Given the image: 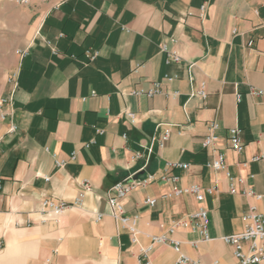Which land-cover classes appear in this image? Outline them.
<instances>
[{
	"label": "crops",
	"instance_id": "obj_1",
	"mask_svg": "<svg viewBox=\"0 0 264 264\" xmlns=\"http://www.w3.org/2000/svg\"><path fill=\"white\" fill-rule=\"evenodd\" d=\"M36 1L16 84L3 92L12 98L0 120V264H177L169 241L142 253L158 234L204 264H236L221 237L244 228L249 204L264 211V199L243 194L247 187L264 193V158L252 159L264 154V96L248 93L264 84V0ZM162 43L178 62L165 61ZM88 49L97 51L94 59ZM154 81L161 93H133ZM202 81L206 97L190 96ZM211 120L234 192L225 171L208 166L213 151L202 142ZM232 126L240 128L239 153L228 138ZM170 161L187 167L168 168ZM132 173L154 174L123 200L125 215L137 216L136 242L105 195ZM161 174L177 176L178 186L198 184L203 200L164 196L173 183ZM42 199L67 207L42 219ZM199 206L208 213V240L190 223L168 233Z\"/></svg>",
	"mask_w": 264,
	"mask_h": 264
},
{
	"label": "built area",
	"instance_id": "obj_2",
	"mask_svg": "<svg viewBox=\"0 0 264 264\" xmlns=\"http://www.w3.org/2000/svg\"><path fill=\"white\" fill-rule=\"evenodd\" d=\"M18 3L26 4L30 0H15ZM203 6H201V14L203 13ZM160 49L166 53L165 61L168 62H178L180 60V55L168 49L166 44H160ZM23 53V50L21 51ZM20 53V54H21ZM86 57L91 60L97 56L96 50H86ZM173 76H168V79H172ZM11 82L13 87L15 86V78L14 74L11 78ZM160 84L158 81H154L152 86L148 89H140L133 91L134 94H143L146 96H152L154 94L161 93ZM248 93L250 95H258L264 96V84L262 86H249ZM167 95L175 94V92H166ZM190 96L199 95L204 98L207 95L205 83L200 82L199 86L189 92ZM11 93L6 94L0 97V120L6 118L9 115V112L4 109V105H7L11 101ZM236 98H240V94H236ZM126 116L128 117L130 122H134L135 113L131 111L126 112ZM218 128V123L215 120H211L207 124V133L203 138L202 145L209 146L213 151V157L211 161L208 163L215 171H225V174L229 179V190L231 192L235 191L234 184L232 182V177L229 176L228 172L225 170V157L224 154L216 149V142L218 136L215 134V131ZM15 129V125L11 124L9 127V131H13ZM99 131V130H98ZM167 130H164L159 137V140L162 142L167 137ZM228 138L230 141V145L232 150L235 153H239L243 147V144L240 139V128L237 126H232L227 129ZM87 145V144H86ZM141 154L137 152L134 157H140ZM74 158V154L72 155ZM260 158H264V154L262 156H254L253 160H258ZM57 166H61L63 161H56ZM242 166L246 163L241 162ZM173 167H187L186 163L178 162V161H170L168 162V168ZM154 174L150 173L147 176L140 178L135 176L133 173L127 175L125 178L115 181L107 190H106V200L108 202L110 208V214L116 221V223L125 228L129 233L131 240L136 242V234H137V216H127L125 215V210L123 206V200L127 196V194L132 191L134 188L138 186L145 185L149 180L153 179ZM162 179H165L169 182H172L173 185L169 192L164 194V196L175 195L179 196L182 194H191L194 196L197 202H201L203 200V188L198 184H190L187 186H178L174 183L177 181L178 177L175 175L161 174ZM45 179H48L45 176ZM238 181L241 178L237 179ZM90 184L87 181L83 182L84 189H87ZM210 192L213 190V187H208L205 189ZM243 194L247 196H252L255 199H264V193L255 192L252 188H245ZM147 201L153 205L155 202V198L149 197ZM67 207V203L64 200L53 201L50 199H42L40 202V213L42 215V219L52 218L60 214ZM99 216V215H98ZM97 216V217H98ZM243 218L245 220L244 228L239 232H234L230 234H225L221 237L222 241L232 247L233 256L236 259V264H264V211H260L254 204H249L247 210L245 211ZM190 223L191 229L193 231H197L204 240L209 239L208 234V213L204 207H197L194 211L189 213L187 216L181 217L172 221L168 227V233L173 232L176 228L179 227H187ZM169 241L172 245L174 251L178 253V257L176 260L177 264H204L199 260L192 259L188 257L186 254L180 251V242L178 240H174L168 238L166 234H158L152 235L150 243L147 247L141 248L142 253H146L149 251L155 244L164 243ZM215 262H212L214 264Z\"/></svg>",
	"mask_w": 264,
	"mask_h": 264
},
{
	"label": "rangeland",
	"instance_id": "obj_3",
	"mask_svg": "<svg viewBox=\"0 0 264 264\" xmlns=\"http://www.w3.org/2000/svg\"><path fill=\"white\" fill-rule=\"evenodd\" d=\"M40 4L0 0V97L11 83L17 58L36 24Z\"/></svg>",
	"mask_w": 264,
	"mask_h": 264
}]
</instances>
